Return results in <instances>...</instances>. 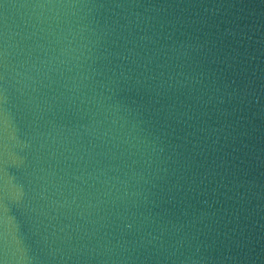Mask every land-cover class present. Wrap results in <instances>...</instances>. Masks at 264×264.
<instances>
[{
	"label": "water",
	"instance_id": "95a60500",
	"mask_svg": "<svg viewBox=\"0 0 264 264\" xmlns=\"http://www.w3.org/2000/svg\"><path fill=\"white\" fill-rule=\"evenodd\" d=\"M0 264H264V0H0Z\"/></svg>",
	"mask_w": 264,
	"mask_h": 264
}]
</instances>
